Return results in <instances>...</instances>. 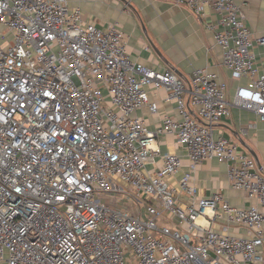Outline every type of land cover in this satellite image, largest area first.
<instances>
[{
	"label": "built area",
	"instance_id": "built-area-1",
	"mask_svg": "<svg viewBox=\"0 0 264 264\" xmlns=\"http://www.w3.org/2000/svg\"><path fill=\"white\" fill-rule=\"evenodd\" d=\"M168 1L219 15L222 65L247 78L231 101L215 72L185 81L132 61L116 25L85 22L67 0H0V264H264V172L213 132L231 104L264 120V34L235 0ZM149 87L176 110L155 131L136 114L157 111ZM159 134L187 152L175 186L181 160ZM212 158L255 203L197 196L192 174ZM119 200L127 207L109 205Z\"/></svg>",
	"mask_w": 264,
	"mask_h": 264
},
{
	"label": "crops",
	"instance_id": "crops-1",
	"mask_svg": "<svg viewBox=\"0 0 264 264\" xmlns=\"http://www.w3.org/2000/svg\"><path fill=\"white\" fill-rule=\"evenodd\" d=\"M246 16V25L255 35L264 34V0H235ZM72 8H79L85 22H93L99 29L116 25L126 41L130 59L148 68L162 72L169 68L155 52V48L174 66V71L185 81L195 68H205L218 74L228 85L227 97L231 101L238 85L245 84L247 78L235 79L222 65L221 49L215 43V31L220 29L219 15L209 6H203L199 14L177 6L168 0H67ZM255 53L261 58L263 48L256 47ZM150 100L157 101V111L151 113L147 107L136 111L145 121L146 127L155 131L164 115H175V103L165 100V92L147 88ZM231 116L214 124L215 137L223 136L232 141L238 153L258 160L259 170L264 172V120L253 112L234 104L230 106ZM158 145L162 152H174L181 160L180 169L168 179L175 186L177 181L189 171L186 150L176 145L175 137L159 134ZM248 147V148H247ZM162 162L156 158L149 166L157 169ZM227 163L212 158L200 162L192 174V183L197 188V196L207 197L220 192L228 203L235 207L248 206L256 202L240 189H233L227 179ZM179 201L187 202L185 192H178ZM219 229L218 226H213ZM244 231L240 230L239 235Z\"/></svg>",
	"mask_w": 264,
	"mask_h": 264
},
{
	"label": "rangeland",
	"instance_id": "rangeland-1",
	"mask_svg": "<svg viewBox=\"0 0 264 264\" xmlns=\"http://www.w3.org/2000/svg\"><path fill=\"white\" fill-rule=\"evenodd\" d=\"M127 202V201H126ZM124 200H119L117 202H114V201H111L109 202V205L112 206V207H119V208H126L127 207V203H126ZM129 204V203H128ZM130 205V204H129ZM131 208V206H129ZM131 211V210H130ZM141 216L142 217H146V214H145V209L144 207L142 206V213H141Z\"/></svg>",
	"mask_w": 264,
	"mask_h": 264
},
{
	"label": "water",
	"instance_id": "water-1",
	"mask_svg": "<svg viewBox=\"0 0 264 264\" xmlns=\"http://www.w3.org/2000/svg\"><path fill=\"white\" fill-rule=\"evenodd\" d=\"M155 52L158 54V56L167 64V66L170 68V69H174V66L172 64H170L165 58L164 56L159 52V50H157L156 48L154 49ZM248 148V147H247ZM250 153L252 154L253 156V159L255 160V163L258 167L259 163H258V160H257V157L255 156L254 152L252 150H250Z\"/></svg>",
	"mask_w": 264,
	"mask_h": 264
}]
</instances>
